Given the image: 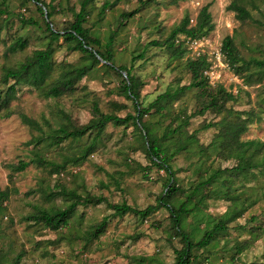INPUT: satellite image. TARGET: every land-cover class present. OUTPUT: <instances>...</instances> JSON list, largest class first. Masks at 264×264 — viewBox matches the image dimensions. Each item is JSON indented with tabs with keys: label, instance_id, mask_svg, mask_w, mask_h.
Instances as JSON below:
<instances>
[{
	"label": "rangeland",
	"instance_id": "1",
	"mask_svg": "<svg viewBox=\"0 0 264 264\" xmlns=\"http://www.w3.org/2000/svg\"><path fill=\"white\" fill-rule=\"evenodd\" d=\"M4 1L9 13L8 23L0 31V78L4 66L17 65L32 51L44 47L47 33L42 15L32 2L26 0ZM48 2L49 0H45ZM80 0H61L53 16L55 27L62 28L72 19L67 7L79 8ZM108 1L111 7L105 9L98 19V10ZM231 0H156L143 7L139 0H95L85 26L90 33L101 40L104 50L106 37L115 32L112 46L116 65H126L142 82L140 101L147 105L165 90L187 84L189 73L186 70L187 58L205 54L211 61L206 72L212 86L222 84L236 94V101L230 105L236 111L253 109L257 117L241 136L242 140H264V104L258 102L261 84L245 85L225 63L220 46L226 35H235V41L244 55L261 56L264 50V26L253 22L242 23L234 12L226 9ZM58 0L55 2V4ZM60 2V1H59ZM257 9H251L255 19L264 21V0H254ZM209 5L214 23L213 30L199 40L187 41V52L182 58H172L164 48L148 46L153 39L162 40L188 12L191 23L195 22L200 8ZM62 8V9H61ZM140 8L133 16L122 18L121 14ZM33 18L38 24L23 25L20 17ZM24 38L27 45L15 53L7 51L8 44L15 38ZM55 48L54 71L46 80L48 86L67 65L90 66L78 51H69L63 40ZM142 53V57L133 56ZM121 78L112 70L105 69L103 62L93 66L77 83L73 92L60 97H45L43 90L18 85L16 98L9 104L12 115L2 117L0 110V190H8V198L3 201L0 212V264H9L18 253L24 255L19 264H173L172 246H179L177 238L171 237L168 211L160 208L154 215L141 219L133 214L116 215L105 203L98 205H79L66 226L52 231L41 224L27 220L35 211L34 207H63L61 196L48 200L45 193L51 189L65 186L78 194L105 196L110 203L126 202L132 207L144 208L156 203L166 174L150 164L142 149L140 135L133 126H113L109 124L99 139L95 151L84 160L73 163L77 150L89 142L84 136L78 141L65 140L59 145H49L45 139L52 129L66 125L69 117L76 124H84L92 117L93 103L100 111L117 115L134 113L131 101L119 91ZM0 88H5L1 84ZM126 104V108L114 110L112 102ZM169 115L149 114L144 121L150 124L157 134L180 107L190 113L196 108L193 91L187 92L173 103ZM24 114L37 121L40 129H32L21 120ZM244 117V115H242ZM174 118V117H173ZM213 113L191 117L187 126L195 139L190 140L187 151L177 153L171 165L176 171L177 182L188 188L206 180L216 170L228 169L234 165L235 158H224L213 149L200 153V146L207 145L218 130L211 127L200 130L208 121L219 120ZM180 123V118H174ZM220 126V125H219ZM264 155V149L259 157ZM41 157L49 162L65 164L62 177L51 171V165L44 167L32 160ZM238 156V155H237ZM20 160L29 164L21 171L10 165ZM145 167H149L145 170ZM231 188V189H230ZM210 196L201 203L200 216L204 219L225 220L236 212L241 214L227 224V231L218 236L205 250H196L199 264H264V168L251 169L246 176L233 177L228 171L219 173L209 189ZM237 195L228 200L227 193ZM205 192L206 189L204 190ZM200 190L196 196H199ZM107 217L103 233L97 239L86 241L83 237L89 227ZM189 230L198 225L204 228L205 220L189 216L185 220ZM200 231L195 238L200 237ZM169 237L171 239L169 240ZM247 241L248 246L239 254L233 247L236 242Z\"/></svg>",
	"mask_w": 264,
	"mask_h": 264
},
{
	"label": "trees",
	"instance_id": "2",
	"mask_svg": "<svg viewBox=\"0 0 264 264\" xmlns=\"http://www.w3.org/2000/svg\"><path fill=\"white\" fill-rule=\"evenodd\" d=\"M32 2L37 11L42 15V22L47 33L44 47L32 51L30 55L25 56L17 65L4 66L3 73L0 78L1 84L5 88H0V110L5 112L2 117H9L12 111L9 110L10 102L16 98L17 86L24 84L39 90L45 97H60L64 94L73 92L77 83L91 70V68L101 61L105 69L114 71L120 78L119 91L125 99L131 101L134 113L125 114V116L117 115L114 111L103 113L100 111L97 103H93L92 117L84 124H76L69 117L68 123L58 128L52 129L48 136L49 145H59L65 140L78 141L84 136L90 138L89 142L80 146L77 155L72 158L73 163L84 160L88 155L95 151L97 143L104 134L106 127L111 124L113 126H133L138 131L142 144V149L148 157L150 164L156 166L159 170H163L166 178L163 189L158 196L156 203L148 204L144 208L132 207L126 202L110 203L105 196L86 194L82 196L76 190L69 189L65 186L51 189L45 196L48 200L61 196L66 205L63 207H47L41 208L35 206V211L31 213L27 220L33 223L41 224L43 227L52 231H57L66 226L69 220L75 214L79 205H98L105 203L106 206L113 211L114 214L123 216L125 214H133L142 220L154 215L160 208L168 211L169 228L171 237L177 238L179 246H172L174 254L173 264H199L197 263L198 255L196 250H205L211 243L217 240L218 236L227 231L229 221L238 217L241 213L236 212L231 218L225 220L219 218L217 220L204 219L200 216L201 203L210 196V184L214 178L222 172L228 171L233 177L246 176V174L254 168H264V155L259 154L264 149V140L251 139L242 140L241 136L248 129V125L257 117L253 109L246 111H236L230 103L236 101V94L228 90L222 84L212 86L209 76L206 72L211 67V61L205 54L196 58H187L185 62L186 70L189 73V82L182 84L173 90H165L158 94L147 105L140 101V87L142 82L140 78L134 75L126 65H116L112 46L116 33H110L106 37L104 50H101V40L90 33L88 27L85 26L87 18L95 0H80L79 8L73 6L67 7L72 13V19L62 28L55 27L53 16L59 12L57 6L61 5V0L55 4L57 0H26ZM60 1V2H59ZM68 1V0H66ZM156 0H139L141 7L155 2ZM171 3H177L180 0H168ZM111 7L108 1H105L98 10V19L101 18L105 9ZM254 0H231L226 9L234 12L237 20L242 23L253 22L259 26H264V21L255 19L251 13V9H257ZM62 9V8H61ZM140 8L130 12L121 14L122 18L131 17ZM9 13L4 1L0 3V31L7 26ZM23 25L38 23L33 18L25 19L20 17ZM214 28L212 15L209 11V5L206 4L200 8L196 15L195 22L191 23V18L186 12L180 21L171 28L169 34L162 40L153 39L148 46L164 48L172 58H182L186 52V42L199 40L208 35ZM69 51H78L82 56L89 60L90 66H73L67 65L59 73L54 80L46 86V80L54 71L55 62L53 54L56 47H60L59 40ZM27 45V40L21 37L12 40L7 51L15 53L22 50ZM220 53L230 68V70L242 79L245 85L261 84L258 95H261L258 102L264 104V50H261V56L244 55L239 49L235 35H226L221 42ZM140 53L133 56L132 61L136 57H142ZM193 91L196 102V108L188 113L187 108L180 107L170 115L169 124L164 126L161 134H157L154 128L144 121V117L149 114H159L160 116L169 115L173 103L180 100L187 92ZM114 110L126 108V104L117 101L112 102ZM211 112L219 120H211L203 123L199 129L206 130L211 127H218L213 135L212 140L205 146H200V153L206 152L207 149H213L219 154H223L224 158H235L237 162L228 169L216 170L206 180L195 183L193 186L183 188L176 180L175 173L171 165L173 157L182 151L189 150L190 140L195 139L193 132L187 131L191 117L196 115L202 116L206 112ZM244 115V117H242ZM23 123L32 129H40L36 120L21 114ZM175 117L180 118V123L174 125ZM220 125V126H219ZM196 140V139H195ZM238 155V156H237ZM32 162L39 166L51 165V171L62 177V170L65 164H57L49 162L41 157L36 156ZM29 164L20 160L17 164L10 165L15 171H21ZM149 167H145L148 170ZM206 189L207 192L204 190ZM231 189V188H230ZM203 190L199 196L196 194ZM8 190H0V212L3 209V201L8 198ZM227 198L233 201L237 195H232L230 190ZM197 217L199 221L205 220L204 228L200 229L198 225L191 229L186 228L185 220L187 217ZM107 224V217L102 218L100 222L89 227L83 235L86 241L97 239L104 232ZM200 231V237L195 238V233ZM169 237V240L171 239ZM248 246L247 241L236 242L233 249L236 254L241 253ZM24 253L20 252L9 264H19ZM254 264V263H248Z\"/></svg>",
	"mask_w": 264,
	"mask_h": 264
}]
</instances>
